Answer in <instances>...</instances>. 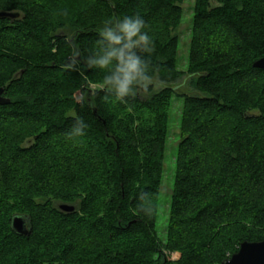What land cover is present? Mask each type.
<instances>
[{
  "label": "trees",
  "instance_id": "obj_1",
  "mask_svg": "<svg viewBox=\"0 0 264 264\" xmlns=\"http://www.w3.org/2000/svg\"><path fill=\"white\" fill-rule=\"evenodd\" d=\"M184 1L0 0V14L20 13L0 15V87L11 99L0 106V264H221L242 242L264 240V69L254 67L264 0H196L186 71L176 34ZM137 13L155 43L150 94L105 99L91 88L103 72L59 67L72 45L83 57L97 50L105 20ZM186 75L192 92L172 85ZM175 96L183 140L163 241ZM78 118L86 134L70 137ZM19 214L31 221L28 236L12 228Z\"/></svg>",
  "mask_w": 264,
  "mask_h": 264
},
{
  "label": "clouds",
  "instance_id": "obj_2",
  "mask_svg": "<svg viewBox=\"0 0 264 264\" xmlns=\"http://www.w3.org/2000/svg\"><path fill=\"white\" fill-rule=\"evenodd\" d=\"M145 28L146 22L138 13L105 20L97 29V50L83 57L72 45V55L59 67L75 71L83 63L88 69L103 72L102 80L94 84L93 88L103 92L105 99L111 97L122 104H128V98L150 94L154 87L151 58L155 52V43ZM87 128L82 118L76 119L70 137L84 136ZM145 196L142 193L140 199L143 200ZM140 211L151 216L154 209L141 204Z\"/></svg>",
  "mask_w": 264,
  "mask_h": 264
},
{
  "label": "rangeland",
  "instance_id": "obj_3",
  "mask_svg": "<svg viewBox=\"0 0 264 264\" xmlns=\"http://www.w3.org/2000/svg\"><path fill=\"white\" fill-rule=\"evenodd\" d=\"M196 0H185L183 4V20L181 26L176 31L179 37L177 65L181 70L186 71L191 52V39L193 35V19H194V5ZM216 4V3H214ZM189 76L172 85L179 86L182 91L192 92L187 82ZM94 85V84H93ZM92 85V89L93 88ZM163 87L162 84H155V89ZM80 93L77 95L79 96ZM77 96V97H78ZM184 99L178 96L172 97L169 107V136L167 140V151L164 164V179L158 201V218L157 231L159 237L163 241H167L170 221V209L172 202V191L175 182V174L177 171V160L183 140L181 132V122L183 120ZM54 204L58 207L62 205L61 201H55ZM64 204V203H63ZM74 206V205H73ZM61 209V208H60ZM62 210V209H61ZM64 211V210H63ZM172 260H179L182 256L181 252H169Z\"/></svg>",
  "mask_w": 264,
  "mask_h": 264
},
{
  "label": "water",
  "instance_id": "obj_4",
  "mask_svg": "<svg viewBox=\"0 0 264 264\" xmlns=\"http://www.w3.org/2000/svg\"><path fill=\"white\" fill-rule=\"evenodd\" d=\"M0 15L15 18L19 17L20 13L2 12ZM254 67L264 69V56L254 63ZM4 92L5 88L0 87V106L11 103V99L5 96ZM60 207L66 212L75 210V206L69 204H62ZM12 228L16 233L28 236L31 232V221L28 216L15 215L12 219ZM221 264H264V240L242 242L238 251Z\"/></svg>",
  "mask_w": 264,
  "mask_h": 264
}]
</instances>
